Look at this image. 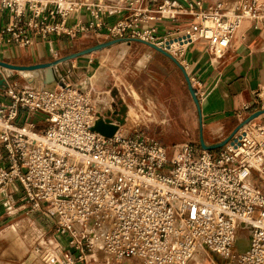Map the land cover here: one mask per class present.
I'll return each mask as SVG.
<instances>
[{
	"label": "built area",
	"instance_id": "obj_1",
	"mask_svg": "<svg viewBox=\"0 0 264 264\" xmlns=\"http://www.w3.org/2000/svg\"><path fill=\"white\" fill-rule=\"evenodd\" d=\"M224 6L219 1L206 6L205 0H128L122 8L130 14L106 26L105 0H0V19L6 17L0 47L29 48L51 34L128 37L161 48L185 70L181 59L194 42L206 41L218 60L244 22L264 27V0H238L231 12ZM81 12L87 22L69 26V17ZM180 16L191 21L178 36H157L155 23ZM172 41L184 45L177 58ZM0 78L5 84L0 93L9 100H0V190L17 182L30 212L53 219L56 250L43 251L44 235L35 240L33 252L44 264L128 259L190 264L201 251L237 264H264V121L244 125L216 158L193 144L168 154L143 131L118 134L115 120L109 119L117 125L110 138L94 132L95 122L105 117L91 103V83L82 90L66 75L54 88L17 89L6 72ZM189 82L193 87V79ZM258 99L263 110L264 99ZM20 111L28 117L16 123ZM253 175L262 188L253 185ZM239 231L248 233V247L235 253ZM99 254L100 261L94 258Z\"/></svg>",
	"mask_w": 264,
	"mask_h": 264
},
{
	"label": "crops",
	"instance_id": "obj_2",
	"mask_svg": "<svg viewBox=\"0 0 264 264\" xmlns=\"http://www.w3.org/2000/svg\"><path fill=\"white\" fill-rule=\"evenodd\" d=\"M217 1L224 4L226 3L225 0H205V5L207 6ZM127 2L128 0H105V3L110 8L102 16L106 26H112L130 14L128 10H123L122 8L125 7ZM229 2L228 9L234 6V3H231V0ZM119 8L122 9V11L117 13ZM88 19V15L85 12H81L79 14L71 15L67 24L71 26L77 22L86 23ZM190 21L191 20L188 17L180 16L176 21L159 22L155 23L154 26L157 30V36H178L179 32L190 24ZM5 22L6 17L3 15L0 19V25H3ZM77 35H80V38H82L78 44L84 47L77 48L73 52L81 51L96 44L109 41L104 40V38L98 39L92 34L84 35L79 33ZM73 40L74 39L63 35L51 34L44 40H36L32 47L21 48L24 50H20L16 47L3 46L0 47V59L17 57L21 52L25 53V55H29L33 61L35 59L50 58L64 50L66 51L69 47L73 48V45L77 44V42H73ZM132 45H138V43L116 45L109 49L97 52L98 54L96 55L92 53L71 60L68 62L71 69L69 70V74L74 73L77 75L78 80H80L82 76H85L86 78V75H90V77L87 78L93 86L101 75V73H98V79L94 75L95 72L97 73V71H100L101 69L99 57L104 61H110L113 64L118 65L119 62L125 58V55L129 52ZM142 46L146 48V51L143 52V55H141L142 57L138 59L139 62L136 65L134 64L133 68L137 69L138 74L140 73L147 76V83L157 85L160 88L156 91L160 94V98L175 97L178 90H181L185 86L187 88L186 80L182 76L183 72L181 68L183 67L180 64L179 66L181 68L177 67L163 54L144 45ZM137 49L138 48L136 47L134 52ZM112 50H117L119 52L118 56H110L109 52ZM66 54H70V52ZM122 55H124L123 58ZM181 60H183V65L186 67L183 71H185L187 76L194 81L193 88L196 90L198 106L195 105L191 96L190 98L193 103L192 109L188 108L187 105L182 106L181 103L174 105L175 108L170 110V115H172L171 121L174 123V126L172 128L169 127L164 133H172L174 138L181 139L197 138L198 140V137H200L207 146H210L221 143L227 139L243 120L256 110L261 109L258 95L264 99V27L256 29L250 22H244L235 33L229 49L222 58L218 60L212 59L208 44L203 40H198L189 45ZM96 63H99V66L95 67ZM177 63L179 62L177 61ZM1 71L3 70L0 69V72ZM6 73L9 74L10 72ZM131 74H133V72L130 68L123 74L115 75L114 77L117 81L121 82L127 77L129 78ZM78 84H82V81H79ZM161 90L164 92L163 94L160 92ZM198 94H201L203 97L199 98ZM102 95L103 96L100 95L95 98L94 105L97 108L96 110L98 113L105 117V119L106 117L111 119L109 116L103 115L106 111L104 108L109 100L106 94ZM131 96L134 103H138L137 101L140 100V97L137 96L133 89ZM244 105L250 106V110L245 112L242 111ZM131 110L134 111L132 107H129L127 113L128 116ZM166 115H169L167 110ZM179 145H173L172 150ZM200 149L202 148L200 147ZM221 149L219 151H221ZM218 152L216 154H218ZM170 153L171 152H168V154ZM17 184L18 183L16 182L15 184L10 185V191L4 193L3 198H1L0 230L2 228L1 225L3 224L2 219L5 216L4 210H7V205L11 204L13 206H18L24 197H22V192L19 190V187L21 186L19 184L18 186ZM25 206L26 205L18 207L16 211L24 209ZM25 214L27 215V213ZM29 219L32 220L33 225L37 228L39 227V235H44L46 237L47 233L51 237L54 236V232L50 226H48L49 228L45 232L46 229L42 226L44 223L41 222L44 218H41V216L38 215L29 217ZM47 223L48 222H45V224ZM7 235L11 237L15 236V230L11 229ZM27 236L29 235L27 234ZM17 247L20 253H22L24 246ZM58 247L63 249L65 246ZM38 261L44 264L35 254L33 257L32 255L30 258L26 257L20 264H35ZM128 263L129 262L125 264Z\"/></svg>",
	"mask_w": 264,
	"mask_h": 264
},
{
	"label": "rangeland",
	"instance_id": "obj_3",
	"mask_svg": "<svg viewBox=\"0 0 264 264\" xmlns=\"http://www.w3.org/2000/svg\"><path fill=\"white\" fill-rule=\"evenodd\" d=\"M225 8L229 7L230 0H225ZM231 3L236 4L237 0H231ZM81 34V33H80ZM80 35H76L75 38H73V42H77L76 45H73V48H67L66 51L58 53L57 55L50 57V58H44V59H35L34 61L29 57V55H25V53L21 52L17 57H11L9 59H0L1 62H6L12 65H19V66H29V65H36V64H42L51 62L53 60H56L58 58H61L63 56L69 55L66 54L70 52H73L75 49L84 47L78 44L82 40L80 38ZM172 37H176L173 36ZM138 48L135 52L134 49ZM20 50H24L19 48ZM146 51V48H144L141 44L138 45H132L129 52L125 55V58L122 59L118 65L113 64L110 61H104L99 57V60L101 62V69L100 71L95 72V76L98 79V73L100 75V78L98 81L93 85V89L95 93H91V103H94L95 98L100 94H106L108 96V109L106 108L104 116H109L111 120H115L119 127L122 128V132L124 136H132L135 134L136 131H143L146 135H148L150 138L155 139L160 144H162L168 152H172L173 145H179V144H193V145H199L200 144V137L196 139H181V138H174L172 136V133H164L165 130H168L169 127H173L174 123L171 121L172 115H170V110L174 109V105H177L178 103H181V105H187L188 108H193V103L191 101L189 92L187 91L186 86L182 88L181 90H178L176 93L175 91V97L171 98H160V94L157 91L160 88L157 85H152L151 83H147L146 80L148 79L147 76L143 74H138L137 69L133 68L134 64L136 65L143 55V52ZM64 53V54H63ZM140 53V54H136ZM95 55L98 53H94ZM119 52L117 50H112L109 52L110 56H118ZM124 55H122L123 58ZM70 62V61H69ZM179 64V63H178ZM99 66V63H96L95 67ZM132 70L133 74L123 81H117L115 79V75L123 74L127 69ZM66 70H71L69 63H62L58 65L57 67H53L50 70H44V71H35L34 73H24V72H8L10 75V81L11 83H14L17 89L27 87V86H47V87H56L55 85V77L59 76V74L62 72H66ZM182 73V72H181ZM68 80L67 82L71 85L78 87L82 90H87L89 86V82L87 77H90V75L82 76L80 80H78L77 75L74 73L67 74ZM182 76L184 77L183 73ZM185 78V77H184ZM78 81V82H77ZM79 81H82V84H78ZM47 82V84H46ZM91 83V82H90ZM153 83V82H152ZM51 85V86H49ZM193 88V87H192ZM132 89L135 90L137 96L140 97V100L137 101L138 103H134L131 93ZM194 89V88H193ZM1 92V91H0ZM162 94V90L160 91ZM173 92V93H174ZM172 93V92H171ZM172 95V94H171ZM173 96V95H172ZM136 98V96L134 95ZM137 99V98H136ZM0 100L9 103V100L5 98L4 95L0 93ZM129 107H132L134 111L131 110L129 116H128V110ZM94 109L97 108L94 106ZM166 110L168 111L169 115H166ZM262 110V109H259ZM256 110V111H259ZM264 110V109H263ZM255 111V112H256ZM28 117V114L26 111H20L19 112V119L16 123H23L25 122V119ZM35 118V115L32 117H29V120L31 121ZM115 117V118H114ZM108 119V117H106ZM244 121V120H243ZM242 121V122H243ZM254 123H259L264 121V115L260 116L259 118H256L253 120ZM38 126H42L41 123H38ZM197 137V136H196ZM198 141V143H197ZM221 149V148H220ZM220 149H215L213 151H208L212 157L216 158L219 154ZM219 151V152H218ZM218 152V154H216ZM4 152L0 148V166H3L4 164ZM252 183L254 186L258 188H262V185L260 184L259 180L257 179L256 175H253L252 177ZM16 183V182H15ZM14 183V184H15ZM18 185V184H17ZM19 186V185H18ZM19 190L22 192V197L24 196V192L22 190V187H19ZM10 191L9 186L7 188L0 190V202L1 198H3L4 193H8ZM26 205V208L21 209L19 211H16V209L20 206ZM7 210L3 209L5 211V216L2 219L3 224L1 225V232H0V264H20L22 261L27 257L30 258L35 255L33 252L34 246H35V239L39 235V227L37 228L35 225L32 224V220L29 219V217L32 216H41V218H44L41 222L44 224L42 225L45 229V232L49 228L52 227V230L54 232V226H53V219L50 216H47L46 214H42L40 211H32L30 212L29 204H27L25 201H21L18 206L13 205H7ZM27 213V215L25 214ZM45 222H48L45 224ZM14 229L15 230V236H9L7 235L8 232ZM3 233V234H2ZM2 234V235H1ZM27 234L29 236H27ZM54 234V233H53ZM239 235V236H238ZM237 236L239 239H243L245 241H248V233L246 231H239L237 233ZM56 235L54 234L53 237H51L49 234L46 233L45 240L46 242H42L43 251L45 252L47 248H51L54 252L56 250L55 246V239ZM49 244V246H47ZM17 246H24V250L22 253H20ZM235 253H237V249H234ZM234 253V254H235ZM201 256L198 260H194L190 264H237V262L234 260H224L219 256L212 255V254H206L205 252L201 251L199 254ZM95 259L101 260V254L95 255ZM129 262L128 264H143L141 261L137 259H129L124 260L120 264H125ZM35 264H42L40 261H38Z\"/></svg>",
	"mask_w": 264,
	"mask_h": 264
},
{
	"label": "water",
	"instance_id": "obj_4",
	"mask_svg": "<svg viewBox=\"0 0 264 264\" xmlns=\"http://www.w3.org/2000/svg\"><path fill=\"white\" fill-rule=\"evenodd\" d=\"M121 43L142 44V45H144V46H146V47H148V48H150V49H152L158 53L163 54L168 59H170L177 67L181 68L179 66V64L177 63V61L172 56H170L168 53L164 52L161 48L156 47L153 44H149V43H146V42H143L139 39H134V38H118V39H114V40H109L107 42L96 44V45L89 47L87 49H84V50L78 51L76 53H72V54L63 56V57L58 58L56 60H53L51 62L42 63V64L29 65V66H19V65H12V64L0 61V68H6V69L13 70V71H31V70H41V69H46V68L51 69L53 67H57L58 65H60L62 63L69 62L71 60L77 59V58L82 57V56L90 55L96 51H99V50H102L105 48H110L114 45L121 44ZM181 70L184 73V77H185L186 84H187V90H188L193 102L195 103V105L198 106V100L196 97V90L192 88V86L189 82V78H188L187 74L185 73V71H183V68H181ZM67 74H69L68 70H66V72L61 71L59 76H56L54 80L57 81L59 79V77H65ZM3 86H5L4 80L0 78V89ZM262 115H264V110H259V111L252 113L241 124H239L237 126V128L231 133V135L227 139H225L221 143L207 146L204 143V141L202 139H200V147L206 151H213L215 149H220V148L224 147V145L230 140V138L235 133H237L244 125L250 123L251 121H253L256 118H259ZM92 130L96 133H99L100 135H103L105 137L110 138L117 131V125L111 124L109 119H102L99 117L98 120L95 122L94 126L92 127Z\"/></svg>",
	"mask_w": 264,
	"mask_h": 264
},
{
	"label": "bare ground",
	"instance_id": "obj_5",
	"mask_svg": "<svg viewBox=\"0 0 264 264\" xmlns=\"http://www.w3.org/2000/svg\"><path fill=\"white\" fill-rule=\"evenodd\" d=\"M237 5H238V0H237V3L236 4H234V6L232 7V8H229V11L231 12L235 7H237ZM121 44H124V43H121ZM126 44H129V43H126ZM117 45H120V44H117ZM114 46H116V45H114ZM184 45H182V44H180L179 42H176V41H172V42H170V51H171V53L174 55V56H176V58L178 57V54H177V50L179 49V48H181V47H183ZM113 47V46H112ZM111 48V47H110ZM106 49H109V48H105V49H102V50H99V51H96V52H94V53H97V52H100V51H103V50H106ZM1 70H3V71H6V72H13V70H10V69H6V68H0ZM44 70H50L49 68H46V69H41V70H31V71H17V72H26V73H34L35 71H44ZM54 80V79H53ZM55 82H56V80H55ZM46 84H47V82H46ZM48 85V84H47ZM55 85L57 86L58 84L57 83H55ZM49 86H51V85H49ZM100 96V94L97 96V97H99ZM93 105H94V103H93ZM108 105H109V102L108 103H106V106H105V108L104 109H106L107 107H108ZM95 106V105H94ZM109 108V107H108ZM107 108V109H108ZM122 126L119 128V130H118V134H120V133H122ZM13 230V229H12ZM239 236V235H238ZM237 236V238H236V241H235V246L237 247V251L239 252V253H242L244 250H246V248L248 247V241H245V240H243V239H239V237ZM47 246H49V244L47 245ZM45 253H47V254H52L53 253V251H52V249L51 248H47V250L45 251ZM201 256H199V255H196L195 257H194V260H198L199 258H200Z\"/></svg>",
	"mask_w": 264,
	"mask_h": 264
}]
</instances>
